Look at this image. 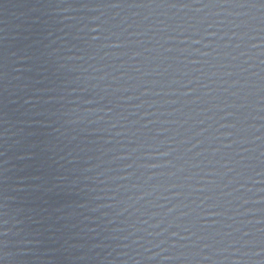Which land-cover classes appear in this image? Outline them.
Masks as SVG:
<instances>
[{"label":"water","instance_id":"water-1","mask_svg":"<svg viewBox=\"0 0 264 264\" xmlns=\"http://www.w3.org/2000/svg\"><path fill=\"white\" fill-rule=\"evenodd\" d=\"M0 264H264V0H0Z\"/></svg>","mask_w":264,"mask_h":264}]
</instances>
